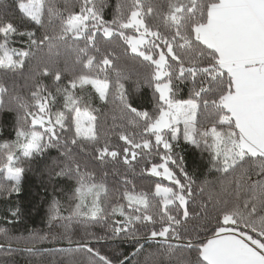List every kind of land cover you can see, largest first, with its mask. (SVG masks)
I'll return each instance as SVG.
<instances>
[{"label":"snow or ice","instance_id":"snow-or-ice-1","mask_svg":"<svg viewBox=\"0 0 264 264\" xmlns=\"http://www.w3.org/2000/svg\"><path fill=\"white\" fill-rule=\"evenodd\" d=\"M9 120L0 264H264V0H0Z\"/></svg>","mask_w":264,"mask_h":264},{"label":"trees","instance_id":"trees-1","mask_svg":"<svg viewBox=\"0 0 264 264\" xmlns=\"http://www.w3.org/2000/svg\"><path fill=\"white\" fill-rule=\"evenodd\" d=\"M11 121H8V127L0 135V139L8 138V133L11 131ZM206 163L199 153L189 152L187 155V166L189 171L193 168L202 167ZM50 193V189H49ZM50 195L46 196L41 188V180L34 173H28L27 181L24 184V192L20 197H13L12 203L19 204L22 208V218L20 224L15 229L17 234L27 235L26 229H45V213L48 208ZM67 214V213H65ZM6 219H12L10 216L5 218L0 214V226H7ZM58 247L61 245H57ZM66 246V245H63ZM51 247V245H45ZM127 248V246H125Z\"/></svg>","mask_w":264,"mask_h":264}]
</instances>
